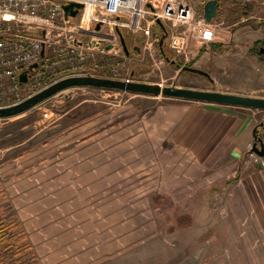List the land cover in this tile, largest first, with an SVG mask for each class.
Here are the masks:
<instances>
[{"label":"rangeland","instance_id":"1","mask_svg":"<svg viewBox=\"0 0 264 264\" xmlns=\"http://www.w3.org/2000/svg\"><path fill=\"white\" fill-rule=\"evenodd\" d=\"M156 1L160 6L163 0ZM202 1L188 0L197 11ZM225 7L223 22L232 20L236 9L231 0ZM124 32L128 55L121 46L107 53L91 37L71 34L89 47L85 68L94 76L264 96V89L254 92L252 87L261 86L256 65L264 61L246 52L250 40L239 39L243 35H236V49H220L216 60L211 53L203 63L201 51L192 60L211 81L181 72L160 55L156 44H146L140 32ZM233 53L235 60L247 63L236 72L229 65ZM51 81L48 76L37 88L26 86L17 95L7 92L13 98L4 103L25 99ZM169 102L71 88L25 113L0 119V264H246L234 258L241 250L218 234L207 217L203 221L190 215L196 204L206 206L203 195H196L193 204L184 202L192 195L160 192L162 152L170 146L162 142L157 112ZM96 115L105 128L102 134L68 145L65 130ZM255 116L257 124L264 123V112ZM248 244L254 253L262 251L257 249L260 243Z\"/></svg>","mask_w":264,"mask_h":264},{"label":"crops","instance_id":"2","mask_svg":"<svg viewBox=\"0 0 264 264\" xmlns=\"http://www.w3.org/2000/svg\"><path fill=\"white\" fill-rule=\"evenodd\" d=\"M217 1L218 12L213 20L216 41L213 45L220 47L201 50L198 56L203 53V63L209 60L211 53L216 60L220 49L230 52L236 49V35H243L239 38L241 40H250L246 52H250L254 42L264 41V0H231L236 9L233 19L226 22L221 20L220 14L229 0ZM247 2L252 4V9L246 11L244 4ZM202 9L203 5L200 11ZM234 54L229 59L231 72L247 65L246 61L235 60ZM247 61L249 65H256L255 60ZM256 66L258 75L263 78L259 80L261 86H252L254 92L264 89V65ZM168 100L171 102L160 106L157 112L164 137L162 142L171 148L162 152L161 194L192 195L185 196L184 202L193 204H196V195H203L201 200L207 202L206 206L196 204L192 213L188 211L190 215H200L203 221L207 217L208 224L217 226V233L225 235V240L230 239L228 241L241 250L234 258H243L246 264H264V168L246 161L244 156L254 142L255 114L262 111ZM99 118L96 115L90 122L69 126L63 134L66 143H85L98 138L105 130L103 125H98ZM262 136L264 138V132ZM254 242L260 243L257 249L262 251L254 253V249L248 248V243Z\"/></svg>","mask_w":264,"mask_h":264},{"label":"built area","instance_id":"3","mask_svg":"<svg viewBox=\"0 0 264 264\" xmlns=\"http://www.w3.org/2000/svg\"><path fill=\"white\" fill-rule=\"evenodd\" d=\"M68 2L83 4L74 19L65 16L63 5ZM226 14L223 8L222 21ZM157 21L166 29L167 46L174 60L190 62L216 41L214 23L207 22L202 11L188 0H163L160 6L156 0H0V108L24 100L6 104V98H13L7 92L17 95L26 86L37 88L48 76L52 81L35 93L67 77L94 76L85 68L89 47L74 41L72 33L89 36L103 47L110 45L103 51L109 53L120 48L117 28L133 35L140 32L146 44H157ZM97 23L99 30L95 29ZM35 62L37 68L21 85L19 74ZM247 157L248 162L264 168V157L252 152L251 147Z\"/></svg>","mask_w":264,"mask_h":264},{"label":"water","instance_id":"4","mask_svg":"<svg viewBox=\"0 0 264 264\" xmlns=\"http://www.w3.org/2000/svg\"><path fill=\"white\" fill-rule=\"evenodd\" d=\"M82 7L83 4L80 2H68L63 5V10L65 12L66 17L74 19ZM146 7L151 9V5L149 3L146 4ZM218 7L219 3L217 0H208L205 2L202 11L203 17L207 22H211L216 17ZM244 9L246 11L251 10L252 4L249 2L245 3ZM157 27L161 30L162 35L155 34V36L159 38L158 44L162 45L167 36L166 30L160 21H157ZM95 29H100L99 23L95 25ZM116 32L123 51L128 55V49L126 47L121 30L117 28ZM109 48L110 45H106L103 49L104 51H107ZM260 52L264 53V49H261ZM40 56L41 58L44 56V48L41 49ZM171 64H174V61H171ZM37 66L38 63L35 62L19 74V81L21 85L27 83L30 77V73L33 69L37 68ZM180 70L181 72H189L195 75L203 76L208 80L212 81L209 73L197 67L184 65L180 68ZM71 88L104 89L120 91L124 93L145 95L149 97H163L167 99H180L192 102L247 108L254 111L264 112V98L260 97H251L246 95L211 90H200L186 87L161 86L160 84L156 83L150 84L135 82L133 80H118L111 78L95 77L91 75H83L61 79L17 104L0 108V119H6L25 113L26 111L30 110L31 108L35 107L46 99L51 98L56 94ZM263 125L264 124L260 122L254 127L252 132L254 142L251 146V151L261 157H264V138L262 136V132H264V130H261V127Z\"/></svg>","mask_w":264,"mask_h":264},{"label":"trees","instance_id":"5","mask_svg":"<svg viewBox=\"0 0 264 264\" xmlns=\"http://www.w3.org/2000/svg\"><path fill=\"white\" fill-rule=\"evenodd\" d=\"M121 32H122V35H123V38H124V41H125V44H126V47H127V49H128V51H129V47H128V44H127V35H126V33L124 32V30H122L121 29ZM157 45V48H158V51H159V53H160V55L167 61V62H170L171 63V61H173V57H172V53H171V50L168 48V46H167V37L165 38V40H164V42H163V44L162 45H159L158 43L156 44ZM211 47H215V48H217V47H220V45H211ZM260 47H263L264 48V41H256V42H254L253 43V46L251 47V49H250V54L251 55H254V56H256V57H258L260 60H263L264 61V56L263 55H261L260 53H259V48ZM192 64H193V61H191V62H189V63H187V64H185V65H187V66H192ZM173 65H175L177 68H181L182 66H184V65H180L179 63H177V61H174V64ZM186 73H188V74H192V73H189V72H186ZM192 75H195V74H192ZM261 130H264V125L261 127ZM4 235V234H3Z\"/></svg>","mask_w":264,"mask_h":264},{"label":"flooded vegetation","instance_id":"6","mask_svg":"<svg viewBox=\"0 0 264 264\" xmlns=\"http://www.w3.org/2000/svg\"><path fill=\"white\" fill-rule=\"evenodd\" d=\"M261 49H264L263 47H260L259 48V53L261 54V55H263L264 56V53H261L260 51H261Z\"/></svg>","mask_w":264,"mask_h":264}]
</instances>
